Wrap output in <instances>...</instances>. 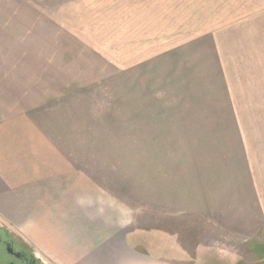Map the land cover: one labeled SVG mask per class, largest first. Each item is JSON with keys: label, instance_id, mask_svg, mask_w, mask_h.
Instances as JSON below:
<instances>
[{"label": "crops", "instance_id": "crops-1", "mask_svg": "<svg viewBox=\"0 0 264 264\" xmlns=\"http://www.w3.org/2000/svg\"><path fill=\"white\" fill-rule=\"evenodd\" d=\"M245 11L172 48L208 76L193 113L169 48L1 120L0 216L51 264H248L183 243L264 242V2Z\"/></svg>", "mask_w": 264, "mask_h": 264}, {"label": "rangeland", "instance_id": "rangeland-1", "mask_svg": "<svg viewBox=\"0 0 264 264\" xmlns=\"http://www.w3.org/2000/svg\"><path fill=\"white\" fill-rule=\"evenodd\" d=\"M263 2L0 0V121L169 48L174 51L168 82L171 99L185 102L181 113H193L189 100L208 97V76H200V89L193 90V60H177V48H172L186 40L187 51L192 52L188 45L195 34L207 32L211 24L240 21L249 5ZM0 221L18 232L1 216ZM182 225L189 238L201 224L186 220ZM208 238L197 232L183 243L192 254L195 245L216 243L234 249L245 263L264 264V242Z\"/></svg>", "mask_w": 264, "mask_h": 264}, {"label": "flooded vegetation", "instance_id": "flooded-vegetation-1", "mask_svg": "<svg viewBox=\"0 0 264 264\" xmlns=\"http://www.w3.org/2000/svg\"><path fill=\"white\" fill-rule=\"evenodd\" d=\"M0 264H51L16 230L0 221Z\"/></svg>", "mask_w": 264, "mask_h": 264}]
</instances>
